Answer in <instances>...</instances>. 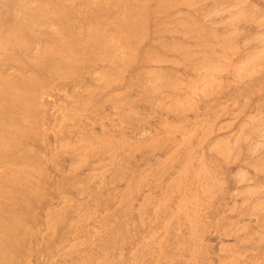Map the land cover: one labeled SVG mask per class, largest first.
<instances>
[{"label": "rangeland", "instance_id": "obj_1", "mask_svg": "<svg viewBox=\"0 0 264 264\" xmlns=\"http://www.w3.org/2000/svg\"><path fill=\"white\" fill-rule=\"evenodd\" d=\"M0 264H264V0H0Z\"/></svg>", "mask_w": 264, "mask_h": 264}]
</instances>
